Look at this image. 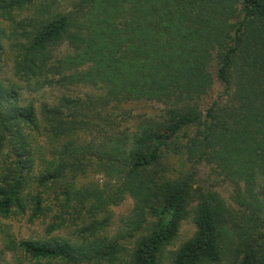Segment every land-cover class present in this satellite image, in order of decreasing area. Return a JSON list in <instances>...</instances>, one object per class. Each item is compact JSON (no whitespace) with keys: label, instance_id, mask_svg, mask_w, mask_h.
Here are the masks:
<instances>
[{"label":"trees","instance_id":"16d2710c","mask_svg":"<svg viewBox=\"0 0 264 264\" xmlns=\"http://www.w3.org/2000/svg\"><path fill=\"white\" fill-rule=\"evenodd\" d=\"M69 1L0 0V61L10 42L15 77L100 91L38 112L0 83V218L76 226L73 241L0 230L6 247L31 264H159L192 208L170 264H264V0ZM64 40L73 51L54 60ZM135 103L161 109L130 125ZM203 162L234 185L235 211L192 187ZM90 171L102 184L79 185ZM126 195L134 207L109 236Z\"/></svg>","mask_w":264,"mask_h":264},{"label":"rangeland","instance_id":"374dc122","mask_svg":"<svg viewBox=\"0 0 264 264\" xmlns=\"http://www.w3.org/2000/svg\"><path fill=\"white\" fill-rule=\"evenodd\" d=\"M47 0H34L35 6H38L41 2ZM60 2V10L65 11L69 6V0H58ZM32 7L27 8L23 12H17L15 15L16 21H24V19L30 17ZM7 32H9V25H5ZM74 46L69 40H64L52 51L54 60L64 57L67 53L73 51ZM62 74L48 75L46 79L40 78L38 80H31L29 82L22 81L15 77L13 73L12 52L10 48V42H5L3 46L2 57L0 61V83L3 85L13 86L19 93V100L22 105L32 104L39 112L41 105L47 104L50 106L57 105L59 99L65 97L73 100L86 99L88 96L99 95L100 91L90 86H67L62 83L60 77ZM222 92V87L218 82H215L210 92L208 100H214ZM131 109L130 121L128 124L132 125L136 122V116L138 115H154L160 112L161 107L152 103H140L131 104L126 106ZM81 139H88L85 134L79 135ZM173 162V161H172ZM42 167H39L40 170ZM194 182L193 188H199L202 193L214 192L224 204L223 206L231 211H235L237 208L236 193L232 182L229 179L219 175L215 171L214 164L201 163L194 167ZM104 176L101 172L90 171L81 180L80 184H102ZM260 188H257L259 190ZM261 190V189H260ZM135 203L134 198L131 195H126L123 201L116 206L111 207V220L110 227L108 229V235L114 236L118 228L120 227L122 220L125 219L133 209ZM194 204V203H192ZM192 208L189 209L188 215L180 222L179 231L176 239L173 243L167 247L164 254L161 257L159 264H170L172 253L180 246L182 242L190 238L195 231L192 222ZM48 220H38L35 222H29L26 216H14L8 219L0 218V230L6 232L15 241L22 239H40L49 236H59L74 240V231L76 226L69 222L67 227L61 231L48 234L46 231V223ZM3 232L0 231V264H31V261L24 257L19 251L13 252L6 247L5 238ZM124 246L127 248L131 246L129 243L124 242ZM96 264V263H92Z\"/></svg>","mask_w":264,"mask_h":264}]
</instances>
